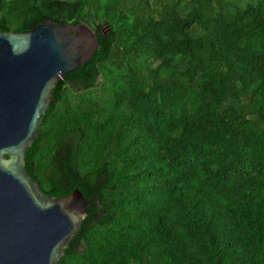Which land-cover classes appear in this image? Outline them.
Returning <instances> with one entry per match:
<instances>
[{
    "label": "trees",
    "instance_id": "obj_1",
    "mask_svg": "<svg viewBox=\"0 0 264 264\" xmlns=\"http://www.w3.org/2000/svg\"><path fill=\"white\" fill-rule=\"evenodd\" d=\"M43 18L109 38L96 80L62 92L38 126L42 190L58 139L80 130V176L116 213L58 264H264V0H0V30Z\"/></svg>",
    "mask_w": 264,
    "mask_h": 264
},
{
    "label": "water",
    "instance_id": "obj_2",
    "mask_svg": "<svg viewBox=\"0 0 264 264\" xmlns=\"http://www.w3.org/2000/svg\"><path fill=\"white\" fill-rule=\"evenodd\" d=\"M109 38L83 22L43 18L31 28L0 30V264H58L85 249L83 233L116 213L98 186L113 187L104 164L80 176L73 152L80 130L65 132L48 164V190L30 174L38 126L57 102L65 79L73 88L96 80L93 60Z\"/></svg>",
    "mask_w": 264,
    "mask_h": 264
}]
</instances>
